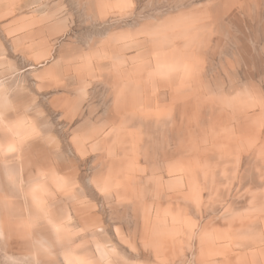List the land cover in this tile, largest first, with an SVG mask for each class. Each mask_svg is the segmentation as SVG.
<instances>
[{"label": "rangeland", "instance_id": "374dc122", "mask_svg": "<svg viewBox=\"0 0 264 264\" xmlns=\"http://www.w3.org/2000/svg\"><path fill=\"white\" fill-rule=\"evenodd\" d=\"M0 264H264V0H0Z\"/></svg>", "mask_w": 264, "mask_h": 264}]
</instances>
